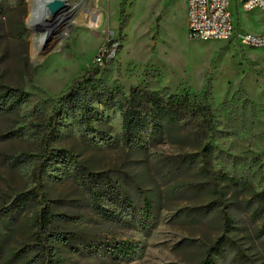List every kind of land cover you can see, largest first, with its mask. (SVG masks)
<instances>
[{
	"label": "rangeland",
	"instance_id": "rangeland-1",
	"mask_svg": "<svg viewBox=\"0 0 264 264\" xmlns=\"http://www.w3.org/2000/svg\"><path fill=\"white\" fill-rule=\"evenodd\" d=\"M65 1L69 9L55 15L64 18L74 8L72 19L37 46L35 36L42 38L48 28L30 18L34 1L0 0V92L18 88L56 98L94 66L114 39L120 41L114 48L122 45L111 54L119 62L116 77L127 91L153 82L199 94L210 81L221 129L230 131L214 138L212 154L180 128L157 145L148 143L145 151L134 150L123 144L121 112L97 102L103 118L93 122L95 132L82 136L79 123L69 117L52 142L53 160L38 188L43 146L30 136V124L44 126L51 109L31 116L36 104L32 97L20 112L0 116V264H44L37 257L35 232L45 205L56 216L54 228L76 235L68 243L54 244V264H264L247 207L253 191L264 188V112L241 129V121L223 107L241 85L255 104H264V48L192 40L186 0H127L121 35L124 0ZM88 6L96 10L94 20L82 18ZM231 9L236 24L252 32L263 30L262 12L238 10L234 2ZM22 126L25 137H8ZM190 154L195 163L182 161ZM230 172L249 177L253 191L232 187L225 179ZM95 178L115 189L112 201L101 202L110 216L90 197ZM31 190L39 198L23 211L3 216L18 195ZM146 199L153 219L145 228L141 217Z\"/></svg>",
	"mask_w": 264,
	"mask_h": 264
},
{
	"label": "trees",
	"instance_id": "trees-1",
	"mask_svg": "<svg viewBox=\"0 0 264 264\" xmlns=\"http://www.w3.org/2000/svg\"><path fill=\"white\" fill-rule=\"evenodd\" d=\"M126 1L124 0L121 4L120 35L127 23ZM159 19L160 16L158 21ZM117 42L120 41L110 40L106 45L107 50L99 54L94 66L73 79L56 98L46 93L39 97L36 93H28L18 88H7L0 92V116L20 112L32 97L35 98L36 104L29 112L31 116L38 118L48 108L51 109L44 126L30 124L32 129L30 136L37 138L43 146L37 166L40 174L36 180L38 188L42 185L43 177L47 175L48 166L53 160L55 150L52 142L59 137L60 130L66 126L69 117H73L75 122L79 123L82 136H90L95 132L93 122L103 118V113L95 106L97 102L121 112L123 144L134 150L145 151L148 143L157 145L166 139L171 130L180 128L186 131L187 137L196 138L200 144L205 143L206 149L212 154L214 138L219 134L229 133L230 130L221 129L215 113V99L210 81H207L199 94L186 88L173 91L170 87H162L153 82L138 85L127 91L116 77L119 62L111 56L115 49L116 54L122 50L121 43L114 48ZM152 74H158V72L153 71ZM241 99L240 104L236 105ZM223 107L228 108L229 113L241 121V129L251 126L258 114L261 111L264 112V104H255L242 85L231 100L223 104ZM27 133L22 126L18 131L11 132L8 137H25ZM146 135L149 141L146 140ZM91 142L98 144L95 139ZM182 161L195 163L196 158L190 154L183 157ZM82 178L87 177L83 174ZM225 179L235 189L253 191V183L249 177L230 172L225 175ZM89 185L90 197L94 204L99 205L101 212L105 215H112L111 211L101 204L102 201H112L115 191L112 184L100 183L99 178H95ZM39 196L40 193L36 190L21 193L12 205L2 212L3 216H13L16 212L23 211L29 201L36 200ZM127 203L132 204L131 200H127ZM247 204L251 211L253 230L261 239V247L264 250V188L253 191V196ZM144 205L141 224L146 228L153 219V214L149 200L146 199ZM118 217L122 218L120 214ZM55 221L56 216L52 206L42 207L36 219L35 239L38 246L37 257L39 262L44 264H54L55 243H68L76 237L73 232L54 228ZM226 223L230 226L231 218L228 215ZM3 240L4 233L0 230V250L3 248ZM204 264L211 263L206 261Z\"/></svg>",
	"mask_w": 264,
	"mask_h": 264
},
{
	"label": "built area",
	"instance_id": "built-area-1",
	"mask_svg": "<svg viewBox=\"0 0 264 264\" xmlns=\"http://www.w3.org/2000/svg\"><path fill=\"white\" fill-rule=\"evenodd\" d=\"M232 2L244 12L264 14V0H186L189 36L195 41H223L243 48H264V29L252 32L235 23Z\"/></svg>",
	"mask_w": 264,
	"mask_h": 264
},
{
	"label": "bare ground",
	"instance_id": "bare-ground-1",
	"mask_svg": "<svg viewBox=\"0 0 264 264\" xmlns=\"http://www.w3.org/2000/svg\"><path fill=\"white\" fill-rule=\"evenodd\" d=\"M33 1H34L35 5L32 6V8L30 10L31 11L30 18L33 19V21H37L38 23H40L42 25H46L47 26L46 28H48V30H46L47 32H45V34L42 38L41 37L38 38L37 35L35 36L36 37L35 44L37 46H40V45H42L46 36L47 37L50 36V38H52L55 34H57L65 26V24H67L70 21V19H72L73 14H71V12H73L74 8H71L68 11V14L64 18H62L63 16H61V15L60 16L59 15L53 16L49 11H47L46 6L52 0H33ZM66 9H69V7ZM83 10H84L83 11L84 13H83L82 18H85V20L89 19L90 17H92L94 20L95 17L96 18L98 17V15L96 14V10L91 9L89 6L83 7ZM61 12H63V11H61ZM89 27H93V25L89 24Z\"/></svg>",
	"mask_w": 264,
	"mask_h": 264
},
{
	"label": "water",
	"instance_id": "water-1",
	"mask_svg": "<svg viewBox=\"0 0 264 264\" xmlns=\"http://www.w3.org/2000/svg\"><path fill=\"white\" fill-rule=\"evenodd\" d=\"M48 8H50L51 12L55 15L59 13L61 10L67 7V4L64 0H52L47 4Z\"/></svg>",
	"mask_w": 264,
	"mask_h": 264
},
{
	"label": "crops",
	"instance_id": "crops-1",
	"mask_svg": "<svg viewBox=\"0 0 264 264\" xmlns=\"http://www.w3.org/2000/svg\"><path fill=\"white\" fill-rule=\"evenodd\" d=\"M264 29V28H263ZM262 31V30H261Z\"/></svg>",
	"mask_w": 264,
	"mask_h": 264
}]
</instances>
